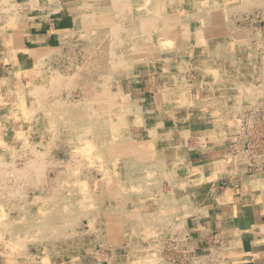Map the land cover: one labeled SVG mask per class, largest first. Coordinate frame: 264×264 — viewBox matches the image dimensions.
I'll list each match as a JSON object with an SVG mask.
<instances>
[{
  "label": "rangeland",
  "instance_id": "374dc122",
  "mask_svg": "<svg viewBox=\"0 0 264 264\" xmlns=\"http://www.w3.org/2000/svg\"><path fill=\"white\" fill-rule=\"evenodd\" d=\"M46 1L0 0L4 264H233L227 245L191 252L182 228L216 180L196 159L197 137L230 145V172L264 180L260 1L78 0L62 54L3 47ZM132 66H157L161 114L200 129L191 154L165 151L128 118L134 106L116 84Z\"/></svg>",
  "mask_w": 264,
  "mask_h": 264
},
{
  "label": "crops",
  "instance_id": "0c3cea01",
  "mask_svg": "<svg viewBox=\"0 0 264 264\" xmlns=\"http://www.w3.org/2000/svg\"><path fill=\"white\" fill-rule=\"evenodd\" d=\"M258 1L264 10V0ZM46 2L39 4L42 6H39L41 12L25 26L21 40L29 52L51 51L54 56L60 55L61 49L55 46L62 37L70 36L78 26L76 15L83 3L78 0ZM163 67L167 68L166 65ZM129 69L133 70L132 74L121 75L119 84L116 85L134 106L128 118L140 122L139 125H134L141 126L140 135L143 138L152 135L156 144L164 143L163 147L167 152H177V149H181L179 147L184 149L186 145L191 154L192 151L189 150H192L193 144L189 143L190 136H199L202 132L200 129L193 132L190 124L182 126L181 122H175L172 110L169 115L161 114V104H166L168 96L166 91L163 98L158 97V93L162 92L159 84L163 82L158 81L160 75L157 66L147 69L132 66ZM135 109L141 111L140 114L134 113ZM166 121L173 127L167 126ZM129 134L134 137L131 129ZM198 138L200 137L196 138L198 141H194V147L201 146V143L202 147L199 151L195 149L196 159L206 169L211 168L216 180H213V189L206 197V205L190 213L183 222L182 232L183 239L187 241L186 247L193 253L207 254L227 245L233 264H264V180L260 183L247 169L230 172L231 166H223L228 159L226 150L230 148L229 144L227 148L226 143L219 139L206 138L200 141ZM127 165L129 166L126 162L123 164L124 167ZM238 173L239 181L233 179ZM7 261V258L0 255V264Z\"/></svg>",
  "mask_w": 264,
  "mask_h": 264
},
{
  "label": "bare ground",
  "instance_id": "6f19581e",
  "mask_svg": "<svg viewBox=\"0 0 264 264\" xmlns=\"http://www.w3.org/2000/svg\"><path fill=\"white\" fill-rule=\"evenodd\" d=\"M170 2H172V1H170ZM176 2V1H175ZM248 2V1H247ZM250 2V1H249ZM223 3V2H222ZM184 4V3H183ZM188 4V3H187ZM241 4V3H240ZM185 5V4H184ZM188 6V5H187ZM186 7V6H185ZM184 7V8H185ZM156 8H157V6H156ZM173 10V9H172ZM56 11V10H55ZM183 11V10H182ZM55 15V14H54ZM54 17V16H53ZM55 18V17H54ZM157 25V24H156ZM52 26H53V24H52ZM159 31H160V29H159ZM38 34V33H37ZM160 34V33H159ZM163 36V35H162ZM27 40V39H26ZM20 44H22L21 46H20ZM32 45V44H31ZM38 45V44H37ZM4 46H6V47H10V48H17L18 50L19 49H28L27 47H25V45L23 44V42H22V40L20 39V37L19 36H16V37H13L12 38V40H10V41H7V42H5L4 44H3V47ZM24 47V48H23ZM38 47V46H37ZM33 48V47H32ZM36 48V47H35ZM17 49H15V50H17ZM7 53V52H6ZM14 53V52H13ZM21 55V54H20ZM9 56V55H8ZM15 57H16V55H15ZM21 57V56H20ZM19 58V57H18ZM5 59H6V57H5ZM34 59V58H33ZM7 60V59H6ZM5 60V61H6ZM3 61V60H2ZM169 61V60H168ZM27 63V62H26ZM26 65V64H25ZM28 65V64H27ZM23 67V66H22ZM163 70V69H162ZM162 72H164V70L162 71ZM153 75V74H152ZM160 80V79H159ZM160 82V81H159ZM155 83V82H154ZM160 85V84H159ZM25 90V89H24ZM27 90V89H26ZM25 90V91H26ZM14 92V91H13ZM19 93V92H18ZM17 93V94H18ZM23 93V92H22ZM11 95H12V97L14 96V94H12V92L10 93ZM27 94V93H26ZM28 95V94H27ZM172 95V94H171ZM181 95V94H180ZM22 96V95H21ZM187 104V103H186ZM179 106H181V105H179ZM184 106V105H183ZM185 110V109H184ZM168 111V110H167ZM169 115V114H168ZM196 115V114H195ZM213 116V115H212ZM194 117V116H193ZM204 119V118H203ZM217 121H218V119H217ZM215 124V123H214ZM156 130V129H155ZM64 209V208H63ZM63 212H65V211H63ZM261 227H263V226H261ZM261 229V228H260ZM259 229V230H260ZM264 231V230H263ZM264 233V232H263ZM256 234V233H255ZM260 236V235H259ZM255 238V237H254ZM264 239V238H263ZM241 240V239H240ZM249 240V239H248ZM258 242V241H257ZM243 245V244H242ZM237 249H238V247H236ZM243 250H244V248H243ZM235 251V250H234ZM231 252V251H230ZM246 253V252H245ZM248 253V252H247ZM235 254H237V253H235ZM241 254H243V253H241ZM251 254H254V253H251ZM230 255V254H229ZM255 255V254H254ZM5 261V260H4ZM8 262H9V260H8ZM4 263V262H3Z\"/></svg>",
  "mask_w": 264,
  "mask_h": 264
}]
</instances>
